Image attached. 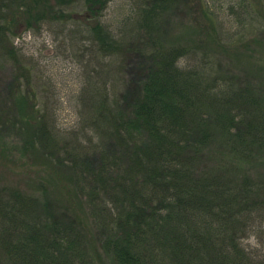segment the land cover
I'll return each instance as SVG.
<instances>
[{"label": "trees", "instance_id": "16d2710c", "mask_svg": "<svg viewBox=\"0 0 264 264\" xmlns=\"http://www.w3.org/2000/svg\"><path fill=\"white\" fill-rule=\"evenodd\" d=\"M142 1L134 24L139 38L123 29L114 35L99 24L93 27L96 51L110 56V68L128 52L152 64L142 79H130L115 102L105 97L107 114L100 113L92 125L102 142L110 138L108 165L109 157L97 170L83 166L78 148L61 152L50 125L22 111L29 103L24 97L13 94L8 112L0 110V132L28 136L29 151L37 147L45 154L34 153L37 163L59 168L70 162L73 168L67 186L58 183L61 188L19 178L11 180L14 186H0V264H95L96 254L86 260L91 218L109 233L103 247L113 264H264L263 256L241 243L257 221L264 222V176L244 168L264 165V103L234 82L208 81L202 65L181 67L199 46L189 51L157 40L166 11L180 3L194 9L200 0ZM87 2L86 18L95 21L105 4ZM71 3L0 0V64L13 56L24 66L17 50L8 49L20 17L26 28L47 17L67 22L60 7ZM6 10L9 19L3 17ZM118 70H110L114 87ZM56 191L69 199L53 198Z\"/></svg>", "mask_w": 264, "mask_h": 264}, {"label": "rangeland", "instance_id": "374dc122", "mask_svg": "<svg viewBox=\"0 0 264 264\" xmlns=\"http://www.w3.org/2000/svg\"><path fill=\"white\" fill-rule=\"evenodd\" d=\"M101 1L105 7L95 20L96 24L86 18L87 0H73V3L60 7L67 22L47 17L45 22H34L26 28L20 17L8 49L12 46L17 50L16 55L24 66L17 64L13 56H5L6 60L0 64L1 112H8L13 94L24 97L30 106L28 103L22 111L26 115L31 112L34 118L50 125L59 150H67L65 154L68 155L69 150L80 149V163L96 170L108 157L106 164L110 161V138H104L102 142V134L93 130V123L100 113L107 114L103 107L105 97L111 95L115 102L126 92L130 79H142L152 65L148 59L138 54L130 56L128 52L127 58L120 55L110 68V56L97 53L94 42L97 32L93 27L99 24L114 35L123 29L137 39L141 32L134 25L136 12L145 5L142 0ZM10 10H6L3 17L9 19ZM129 21L131 25H127ZM155 33L157 40L165 42L166 46L182 45L189 51L199 46L193 58L185 56L180 61L181 67L202 65L208 81H229L230 85L234 82L239 91L251 89L253 95L264 103V0H200V7L196 5L194 9L180 3L175 9L166 11ZM112 69H119V73L112 76L117 78L116 88L110 83ZM122 79L125 84H119ZM27 144H30V138L25 134L21 136L15 130L0 132V146H5V154L0 156V186H14L11 180L16 178L30 184L34 179L44 184L47 181L50 189L56 185L67 186L72 164L44 168L34 156V153L44 154L43 150L32 147L29 151ZM18 163L25 168L21 166L20 171ZM12 165L16 170L10 168ZM244 168L253 171L254 177L264 176V165L251 163L245 164ZM26 191L32 196L38 193L29 187ZM54 197L63 202L69 199L62 191H56ZM80 197L86 200L85 196ZM90 221L87 241L92 244L86 260H92L96 254L95 264H113L112 256H108L110 252L106 253L103 247L109 242L108 231L97 226L98 219L91 218ZM241 243L248 251L264 258V222L257 221Z\"/></svg>", "mask_w": 264, "mask_h": 264}]
</instances>
